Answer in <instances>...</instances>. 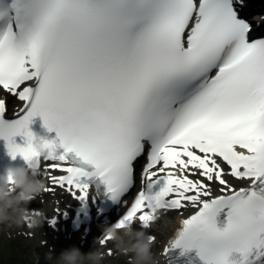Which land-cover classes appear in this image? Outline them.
Masks as SVG:
<instances>
[{"label": "snow or ice", "instance_id": "obj_1", "mask_svg": "<svg viewBox=\"0 0 264 264\" xmlns=\"http://www.w3.org/2000/svg\"><path fill=\"white\" fill-rule=\"evenodd\" d=\"M249 30L233 0H0V87L24 102L7 118L0 99V138L13 157L41 162L29 129L41 116L58 137L42 140L46 167L62 173L50 177L54 187L80 200L88 177L114 200L128 192L147 144V187L163 183L141 190L119 224L141 213L148 226L157 209L191 204L198 210L181 221L166 255L194 248L205 264H235L233 251L241 264L259 261L264 39L248 42ZM17 135L27 143L16 144ZM177 166L180 175L166 171ZM226 174L249 186H230ZM213 182L221 195H212Z\"/></svg>", "mask_w": 264, "mask_h": 264}, {"label": "clouds", "instance_id": "obj_2", "mask_svg": "<svg viewBox=\"0 0 264 264\" xmlns=\"http://www.w3.org/2000/svg\"><path fill=\"white\" fill-rule=\"evenodd\" d=\"M42 140L36 136L33 138L34 150L40 158L48 154ZM46 188L45 172L37 160H31L26 166L9 167L6 174H0V224L30 229L41 227L45 222V213L43 210L29 209L28 205L41 196ZM160 209L163 208L155 211L152 222L159 218ZM132 225L133 222L122 226L119 222L105 225L95 243L102 246L104 242L112 241L118 254L129 257V264H155L152 253L155 237L146 235L145 231L150 225L141 229H135ZM104 256L105 253L99 247L87 253L72 247L62 251L57 260L58 264H98Z\"/></svg>", "mask_w": 264, "mask_h": 264}, {"label": "rangeland", "instance_id": "obj_3", "mask_svg": "<svg viewBox=\"0 0 264 264\" xmlns=\"http://www.w3.org/2000/svg\"><path fill=\"white\" fill-rule=\"evenodd\" d=\"M38 200L41 201V198ZM155 247L156 243L153 244L152 250ZM42 254L43 251L37 248L36 237L28 238L26 233L23 234L21 227L0 224V264H56L43 259ZM102 263V260L98 262Z\"/></svg>", "mask_w": 264, "mask_h": 264}, {"label": "bare ground", "instance_id": "obj_4", "mask_svg": "<svg viewBox=\"0 0 264 264\" xmlns=\"http://www.w3.org/2000/svg\"><path fill=\"white\" fill-rule=\"evenodd\" d=\"M47 186L49 185V183H46ZM53 206V201H51V199L48 200L47 204H40L39 208L43 209V210H48L51 211ZM190 210V209H188ZM179 220V215L175 214L171 217H163L159 223L157 225H154V233H156L158 240H160V247L152 250L153 253V258H154V262L155 259L157 260L155 262V264H157L158 262L161 261V254H160V250H161V245L167 240V238L172 234L174 228L177 226ZM104 261V260H102Z\"/></svg>", "mask_w": 264, "mask_h": 264}]
</instances>
